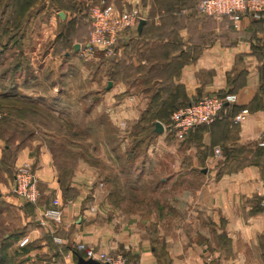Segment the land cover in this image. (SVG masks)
I'll use <instances>...</instances> for the list:
<instances>
[{"label": "crops", "instance_id": "1", "mask_svg": "<svg viewBox=\"0 0 264 264\" xmlns=\"http://www.w3.org/2000/svg\"><path fill=\"white\" fill-rule=\"evenodd\" d=\"M198 1L59 0L49 6L44 0L47 5L35 17L50 12V21L62 23L64 31L53 38L50 60L38 66L36 81L28 76L31 62L11 64L17 70L10 68L9 99L45 104L51 98L49 110H83L75 92L84 93L85 120L95 126L90 133L96 136L89 137L83 163L77 161L80 166L63 186L53 154L43 145L14 141L10 146L0 138V246L25 234L30 244L40 241L31 253L47 260L42 264H75L79 244L124 254L133 264H264V150L257 146L264 140V19L196 16L191 12ZM91 4L137 7L144 17L141 33L128 31L107 66L81 60L74 51L77 40L56 43L71 28L69 21ZM50 66L51 76L40 80ZM224 94L234 95L235 102L184 141L164 129L154 131L156 123L163 128L195 100ZM245 110V120L236 123ZM21 162L32 164L38 180L34 208L11 194L12 169ZM146 174L164 183V208L121 213L125 205L114 207L106 196L126 189L135 193L140 189L135 180ZM53 200L63 207L62 222L42 225L39 215ZM98 210L121 214L98 220Z\"/></svg>", "mask_w": 264, "mask_h": 264}, {"label": "rangeland", "instance_id": "2", "mask_svg": "<svg viewBox=\"0 0 264 264\" xmlns=\"http://www.w3.org/2000/svg\"><path fill=\"white\" fill-rule=\"evenodd\" d=\"M22 2L24 10L27 9L29 12H32L31 15H34L33 13L39 8L38 6L41 0H16L13 2L14 7L10 10H20ZM9 3H11L10 0H0V138L3 139L4 144L10 146L11 144H14V141H34L35 144L43 145L45 149L53 154L52 156L57 164L61 162V165H63L64 160L66 162L65 168L69 171H71V169L74 171L77 166H80L78 162L82 161L81 163H83L82 158L88 153L89 137L96 136L95 133H90L91 128L93 129V132H95V126L90 123L88 124L85 120V101L81 98L84 93L80 94L75 92V94H78L76 98L78 100L77 102L79 105L81 104L83 110H49L48 107L51 108L54 104V102L52 103L51 98L46 99L44 101L45 104L43 103V100L40 103L38 102V105L36 100L33 103H26L21 97L5 99L3 98L4 93H2L4 90V92H7L9 89L7 84H10V82L7 81V79H10L11 64L16 61L20 62L21 59L25 64H29L30 62L33 64L30 65L31 67H27V72L28 76L36 81V71L39 70L38 66L44 64L43 61L50 60L49 46L52 44L53 38L56 36L57 32L60 31V28H62L61 31H64L63 29L65 27H59L60 25L62 26V23L56 24L54 20L50 21L49 18L51 14L48 12L38 18L35 16L34 18H31L29 24L23 26V29L21 27L23 25L22 19L17 20V24L16 22L11 23L9 15L5 14L7 10L6 5H9ZM50 3L51 2H49V6L51 5ZM94 5L96 4H91L87 9L84 8L85 10H81L82 14L79 15L78 13V15L72 19L73 22L71 24L69 21L67 25L71 26L69 43H72L74 40H77L82 45L86 43L89 31L87 10ZM50 9L51 8H48L47 10L50 11ZM10 10L8 11L10 12ZM20 30H24V33L28 31L27 37L24 36L25 40L22 43L20 39H17L15 41L16 43H14L15 45L13 44L9 47V42L6 41L7 35L11 34L12 31L19 32ZM78 54L83 61L92 60L94 67L99 65L107 66L106 62L112 60H106V58H104L99 52L93 53L91 57L88 55H81L80 50H78ZM49 63L50 61L48 62V65ZM53 69H56V66H54ZM45 71L46 72L41 76L39 75V78L42 81L51 76V66L47 67ZM65 72L69 74V72ZM49 82L50 80H47L45 88L49 85ZM167 127L164 126L163 128L166 129ZM96 129H98V127ZM87 130L89 132H87ZM165 132L167 133L166 130ZM97 133L100 135V131ZM139 153L140 155H144L143 150L139 151ZM69 155L71 156V159H69ZM64 156L65 159H63ZM73 157L77 158L78 162H74L72 160ZM96 165V174H100V171H102L101 165L100 163H96ZM13 169L12 173L14 174ZM152 178L153 179L149 178L148 174H146L144 179L139 181L135 180L140 188L139 190H136L135 193L129 192L126 189L125 193L112 194L109 196L102 194L101 198L106 196L111 202H113L114 207L120 204L125 205L126 208L120 212L128 215L136 214L135 212L148 214L149 211H147V209L152 210V208H164L167 195L164 189V183L162 184L160 181L154 179H159L160 177ZM97 182L99 183V179ZM118 183L120 182L118 181ZM156 185H158V189L154 190ZM120 187H122V185H120ZM97 199H100V194H98ZM36 205H39V203ZM134 205L137 206L134 207ZM141 208L142 211H140ZM144 208H147L146 211H144ZM115 210L114 212L105 211V215L111 218V214L115 216V214L118 213V210ZM120 212L118 215L121 214ZM105 215H101L99 210L95 213L98 220L101 217V219H106L107 216ZM14 230L15 229H13V231ZM24 236L25 234H20L15 236V239L12 238L11 243L1 245V264H42V261H47L42 258V256L31 253L32 251L39 250L38 246H40V241L28 244L25 247L20 246V242ZM10 247L11 249H8ZM75 251L77 250L75 249ZM30 253L31 255H29ZM75 253L82 256V254L78 252Z\"/></svg>", "mask_w": 264, "mask_h": 264}, {"label": "built area", "instance_id": "3", "mask_svg": "<svg viewBox=\"0 0 264 264\" xmlns=\"http://www.w3.org/2000/svg\"><path fill=\"white\" fill-rule=\"evenodd\" d=\"M197 12L202 16L220 19L227 16L237 21L240 17L248 15L259 20L264 19V0H200ZM89 22V34L85 44L80 45L81 55L92 56L99 52L104 58L112 59L117 54L118 42L123 39L130 30H135L140 20H144L140 9L137 7L118 9L112 4L94 5L87 13ZM236 100L234 95L224 98L216 96L203 97L200 100L179 109L170 119L168 127L164 129L175 140L181 142L196 127L210 125L218 117L225 104H232ZM247 111H242L235 118L236 123L245 120ZM1 118V115H0ZM264 148V140L258 144ZM215 157H219V149L214 150ZM11 194L25 204L36 205L40 192L38 180L32 164L28 162L17 163L11 185ZM264 207V191L261 195ZM41 224H60L63 219V207L58 200H53L39 215ZM59 242L58 239H55ZM29 243L28 238H23L20 246ZM77 252L82 253L85 259H93L101 264H133L124 254H109L98 252L93 248H87L84 244L76 247Z\"/></svg>", "mask_w": 264, "mask_h": 264}, {"label": "trees", "instance_id": "4", "mask_svg": "<svg viewBox=\"0 0 264 264\" xmlns=\"http://www.w3.org/2000/svg\"><path fill=\"white\" fill-rule=\"evenodd\" d=\"M11 1V3H9V5H6L7 6V10H6V12H5V14L6 15H9V17H10V20H11V23H13V22H16V24L18 23L17 22V20H23V25L21 26L22 28H23V26H25V25H27V24H29V22H30V20H31V18H34V16L36 15V13L38 12V11H40V10H43L44 8V5H45V3H44V0H41V2H40V4H39V8H37L36 10H35V12L33 13L34 15H31L32 14V12L30 11H28L27 9H25L24 10V8H23V2H22V7H21V9L20 10H18V11H15V10H10V9H12L13 7H14V1H16V0H10ZM53 1H59V0H50V2L52 3ZM200 2V0L195 4V6L192 8V12L191 13H193V15H196V16H201V17H208V18H213V17H209V16H202V15H199L198 14V12H197V5H198V3ZM50 3V4H51ZM21 4V3H20ZM8 10H10V12L8 11ZM88 11V10H87ZM88 13V12H87ZM141 14H142V12H141ZM143 15V14H142ZM222 18H228L227 16H224V17H222ZM252 18V17H251ZM215 19V18H214ZM254 19V18H253ZM256 20V19H255ZM259 20H263V19H259ZM88 21V20H87ZM88 24H89V22H88ZM17 26V25H16ZM144 26V25H143ZM24 29V28H23ZM71 32V29H68V31L67 32H65V33H61V35H60V37H58L57 39H56V43H57V41H59V40H61V39H64L65 40V38H70L71 37V35H69V33ZM141 33V32H140ZM139 33V34H140ZM88 34H89V31H88ZM25 35V33H24V30L23 31H17V32H11V34H9V35H7V42H9L8 43V45H10L12 42H14V43H16L15 41L17 40V39H20V37H22V36H24ZM63 36H64V38H63ZM88 36V35H87ZM62 37V38H61ZM122 40H120L119 42H118V44L121 42ZM79 44H81V43H79ZM15 45V44H14ZM82 45V44H81ZM55 53H56V50H55ZM17 70V66H13L12 67V72L14 73L15 71ZM5 91V90H4ZM2 92V93H4V96H3V98H5V99H8V98H11L10 96H11V94L13 95V91L12 90H10L9 91V89L7 90V92ZM226 96H228L227 94L225 95H218V96H216V97H219V98H224V97H226ZM15 97V96H14ZM26 103H33V102H35V101H32L31 99L29 100L28 98L27 99H25V98H22ZM201 99V98H200ZM200 99H198V100H200ZM198 100H195L194 102H196V101H198ZM54 101H52V103H53ZM193 103V102H192ZM191 104V103H190ZM228 105H231V104H225L223 107H222V109H221V111L225 108V106H228ZM188 106V105H187ZM186 107V106H185ZM184 108V107H183ZM220 111V112H221ZM220 112H219V114H220ZM219 114H218V117H219ZM218 117H217V119H218ZM216 119V120H217ZM215 120V121H216ZM214 121V122H215ZM213 122V123H214ZM169 123H170V121L168 122V123H166V125H165V127H167L168 125H169ZM212 123V124H213ZM204 126H206V125H204ZM200 127V126H199ZM197 128V127H196ZM187 138V137H186ZM20 146H18V148H19ZM259 148H261V149H263L264 150V148L263 147H259ZM67 156V155H66ZM6 158V161L7 162H10L11 161V158H9V154H7L6 156H5ZM71 156L69 155V159H71L70 158ZM63 159H65V156L63 157ZM72 160L74 161V162H77V158H72ZM56 163V162H55ZM65 161L63 160V165H61L62 163L60 162V163H56V168H57V170H58V172H59V175H60V177H59V179H60V184L63 186V185H65L68 181H69V177H70V175H71V173H72V169H71V171H69V170H67V168H65ZM12 179H13V176H12ZM39 200H40V197H39ZM39 200H38V202L37 203H39ZM25 206L26 207H35V205H32V204H25ZM18 236V235H17ZM28 244H30V243H28ZM27 244V245H28ZM26 246V245H25ZM25 246H23V247H25ZM0 248H1V246H0ZM1 250V249H0ZM3 252V251H2ZM77 252V251H76ZM79 253V252H78ZM76 254V253H75ZM80 254H82V253H80ZM82 256H84L83 254H82ZM75 260H76V258H75ZM0 264H1V261H0Z\"/></svg>", "mask_w": 264, "mask_h": 264}, {"label": "water", "instance_id": "5", "mask_svg": "<svg viewBox=\"0 0 264 264\" xmlns=\"http://www.w3.org/2000/svg\"><path fill=\"white\" fill-rule=\"evenodd\" d=\"M58 16L61 19H64V14L62 12L58 13ZM143 25H145V21L144 20H140L139 23H138V26H137V32L138 33L141 32V29H142ZM79 48H80V45L76 44L74 46V51H78ZM110 88H111V83L109 82L108 83V89H110ZM154 127H155L154 131L156 133H161L163 131V128H162L160 123H156ZM75 258H76L75 264H101L100 262H98L96 260H93V259H85L83 256H81L79 254H75Z\"/></svg>", "mask_w": 264, "mask_h": 264}]
</instances>
